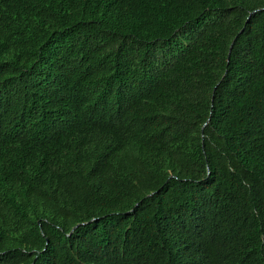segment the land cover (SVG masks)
<instances>
[{
  "label": "trees",
  "instance_id": "obj_1",
  "mask_svg": "<svg viewBox=\"0 0 264 264\" xmlns=\"http://www.w3.org/2000/svg\"><path fill=\"white\" fill-rule=\"evenodd\" d=\"M0 264H264V0H0Z\"/></svg>",
  "mask_w": 264,
  "mask_h": 264
},
{
  "label": "water",
  "instance_id": "obj_2",
  "mask_svg": "<svg viewBox=\"0 0 264 264\" xmlns=\"http://www.w3.org/2000/svg\"><path fill=\"white\" fill-rule=\"evenodd\" d=\"M256 11H258V10H255V11L251 12V14L255 13ZM208 175H209V171H208ZM76 227H77V226H76Z\"/></svg>",
  "mask_w": 264,
  "mask_h": 264
}]
</instances>
